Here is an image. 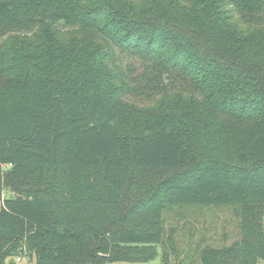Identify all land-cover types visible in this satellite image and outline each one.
<instances>
[{"label": "trees", "instance_id": "obj_1", "mask_svg": "<svg viewBox=\"0 0 264 264\" xmlns=\"http://www.w3.org/2000/svg\"><path fill=\"white\" fill-rule=\"evenodd\" d=\"M177 204L237 209L199 264H264V0H0V264H185Z\"/></svg>", "mask_w": 264, "mask_h": 264}, {"label": "rangeland", "instance_id": "obj_2", "mask_svg": "<svg viewBox=\"0 0 264 264\" xmlns=\"http://www.w3.org/2000/svg\"><path fill=\"white\" fill-rule=\"evenodd\" d=\"M135 61L139 68V63ZM157 95L149 96L135 95L124 98L123 102L127 106L137 105L151 108L155 104ZM14 192L10 188L4 189V196H13ZM160 222L163 225V235L165 246H159L160 253L169 250V245L173 243L181 250L180 259L185 264L192 259V264H199L197 250L205 245L213 246L228 245L240 237L238 227L239 217L234 206H207L198 204H177L166 205L160 212ZM190 251L191 253H188ZM174 255L172 261H176ZM190 259V260H191ZM16 264H35L33 259L23 256ZM105 264H163L161 254L149 261H110Z\"/></svg>", "mask_w": 264, "mask_h": 264}, {"label": "built area", "instance_id": "obj_3", "mask_svg": "<svg viewBox=\"0 0 264 264\" xmlns=\"http://www.w3.org/2000/svg\"><path fill=\"white\" fill-rule=\"evenodd\" d=\"M21 260H22V258H21V257H18V258H17V261H21Z\"/></svg>", "mask_w": 264, "mask_h": 264}]
</instances>
